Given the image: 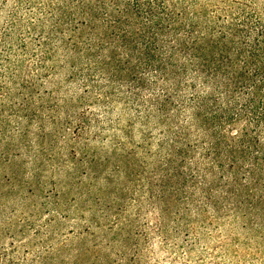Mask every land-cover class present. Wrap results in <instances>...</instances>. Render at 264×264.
<instances>
[{"label":"rangeland","instance_id":"374dc122","mask_svg":"<svg viewBox=\"0 0 264 264\" xmlns=\"http://www.w3.org/2000/svg\"><path fill=\"white\" fill-rule=\"evenodd\" d=\"M174 1L204 33L264 20ZM133 2L0 0V264H264L263 125L156 72Z\"/></svg>","mask_w":264,"mask_h":264},{"label":"trees","instance_id":"16d2710c","mask_svg":"<svg viewBox=\"0 0 264 264\" xmlns=\"http://www.w3.org/2000/svg\"><path fill=\"white\" fill-rule=\"evenodd\" d=\"M174 6V0H134L125 10L126 14L132 10L144 25L142 28L148 30L142 41L157 49L153 54L160 53L159 37L170 39L166 62L154 59L155 71L175 66L174 70L171 68L174 73L191 72L205 81L217 80L232 103L227 118L244 116L246 121L264 127V20L247 10L245 3L240 7L239 22L235 19L226 29L218 27L215 33H204L199 19L185 8L175 12ZM121 21L118 17V23ZM178 54L183 57L179 64Z\"/></svg>","mask_w":264,"mask_h":264}]
</instances>
